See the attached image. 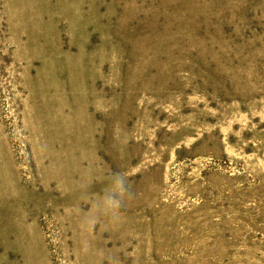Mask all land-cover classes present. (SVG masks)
Returning a JSON list of instances; mask_svg holds the SVG:
<instances>
[{"label": "rangeland", "instance_id": "374dc122", "mask_svg": "<svg viewBox=\"0 0 264 264\" xmlns=\"http://www.w3.org/2000/svg\"><path fill=\"white\" fill-rule=\"evenodd\" d=\"M0 264H264V0H0Z\"/></svg>", "mask_w": 264, "mask_h": 264}, {"label": "clouds", "instance_id": "9594fccd", "mask_svg": "<svg viewBox=\"0 0 264 264\" xmlns=\"http://www.w3.org/2000/svg\"><path fill=\"white\" fill-rule=\"evenodd\" d=\"M136 198L137 192L127 173L123 171L113 172L102 195L92 205L94 214H89L88 222L96 223L100 216L108 217L112 221H118L121 213Z\"/></svg>", "mask_w": 264, "mask_h": 264}]
</instances>
